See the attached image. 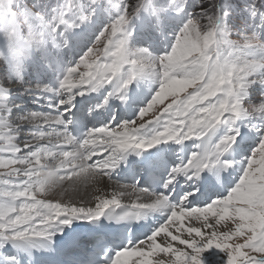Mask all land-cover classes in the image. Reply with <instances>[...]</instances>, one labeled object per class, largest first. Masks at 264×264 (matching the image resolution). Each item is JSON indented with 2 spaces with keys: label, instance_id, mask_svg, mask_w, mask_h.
<instances>
[{
  "label": "snow or ice",
  "instance_id": "6c2138e0",
  "mask_svg": "<svg viewBox=\"0 0 264 264\" xmlns=\"http://www.w3.org/2000/svg\"><path fill=\"white\" fill-rule=\"evenodd\" d=\"M188 9L0 0V264H264V11Z\"/></svg>",
  "mask_w": 264,
  "mask_h": 264
},
{
  "label": "rangeland",
  "instance_id": "374dc122",
  "mask_svg": "<svg viewBox=\"0 0 264 264\" xmlns=\"http://www.w3.org/2000/svg\"><path fill=\"white\" fill-rule=\"evenodd\" d=\"M45 2L56 5L59 0H45ZM189 3V13L195 15L196 13L202 12V11H208L209 15H214L218 8H224L228 7L232 10L233 15L229 20V27L233 33L231 39L237 40V34L242 33V30L246 31L247 34H251L252 28H251V21L248 18V14L245 11L248 7H256L260 9L261 11H264V0H188ZM193 5H202L203 7H194ZM200 21L201 26H206L208 21L207 18H200L197 17ZM138 46V45H137ZM70 53V52H69ZM74 58V56H73ZM78 56L76 57V59ZM72 59V57H71ZM4 65L0 63V73L3 72ZM31 74L27 75V78L25 80V83L28 79V77ZM27 84V83H26ZM14 88L19 87V85H12ZM259 93L260 90L254 89L251 93V103L257 104L259 102ZM18 102L22 104L26 109L35 110V103L30 102L26 100L27 104L25 103V100L22 98H19ZM67 187V185H65ZM58 191V196H59ZM66 192L63 193V197H65ZM194 223V222H193ZM213 252L215 250H212ZM212 252L205 253L204 256L211 257ZM219 257H223V254H218Z\"/></svg>",
  "mask_w": 264,
  "mask_h": 264
},
{
  "label": "bare ground",
  "instance_id": "6f19581e",
  "mask_svg": "<svg viewBox=\"0 0 264 264\" xmlns=\"http://www.w3.org/2000/svg\"><path fill=\"white\" fill-rule=\"evenodd\" d=\"M75 58V54H68L66 58H64V62H68L71 57L72 59ZM51 73V72H50ZM52 75H54L53 73H51ZM28 75V74H27ZM31 78L35 79L34 75L32 74L30 76ZM34 86V85H33ZM13 87V86H12ZM14 88V87H13ZM15 88H18L15 86ZM23 100H25V103L24 104H27L26 100L30 102H34L33 98L32 97H22ZM35 103V102H34ZM37 108L35 109L36 111H42V112H47V108L45 107V105L43 103H35L34 104ZM116 181H108L107 179H105L101 185V187L108 193H111V192H114L117 190L116 188ZM91 188H84L83 186H81L80 190L77 191L75 189L73 190H70L68 192H66L65 194V199H69V198H72V199H81V194L83 196V199L81 200V202H83V200L85 199H90V196H89V193L91 192ZM135 196H128V195H125L122 197V202L123 203H130L132 199H134Z\"/></svg>",
  "mask_w": 264,
  "mask_h": 264
}]
</instances>
